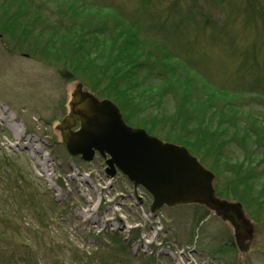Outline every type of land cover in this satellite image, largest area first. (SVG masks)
Returning a JSON list of instances; mask_svg holds the SVG:
<instances>
[{
    "label": "rangeland",
    "instance_id": "rangeland-1",
    "mask_svg": "<svg viewBox=\"0 0 264 264\" xmlns=\"http://www.w3.org/2000/svg\"><path fill=\"white\" fill-rule=\"evenodd\" d=\"M94 1L101 23L108 15L130 22L146 49L164 47L192 70L197 88L204 82L247 116H264V0H0V17L17 9L24 16L27 8V18L38 17L36 35L60 20L69 26L73 6ZM0 34V196L14 195L23 174L41 187L45 204L53 202L35 218L19 197H2L0 212L9 218L0 219V264H26L31 253L34 264H264V232L244 210L249 227L237 235L230 221L199 205L151 212V196L121 174L107 178L99 155L71 157L58 126L80 81L63 79L61 66L36 52L41 45L20 50ZM11 119L20 135L9 129ZM170 130L159 138L173 143Z\"/></svg>",
    "mask_w": 264,
    "mask_h": 264
},
{
    "label": "trees",
    "instance_id": "trees-1",
    "mask_svg": "<svg viewBox=\"0 0 264 264\" xmlns=\"http://www.w3.org/2000/svg\"><path fill=\"white\" fill-rule=\"evenodd\" d=\"M73 10L68 13L69 26L60 20L36 35L38 17L27 18V8L24 16L17 9L5 21L2 12L0 29L17 40L20 50L36 51L41 45L36 52L58 63L63 79L78 80L96 98L112 101L129 127L143 128L158 138H164L169 127L173 143L185 147L213 173L215 197L239 203L264 232V116H247L227 93L204 82L197 88L192 70L164 47L146 49L148 45L124 18L108 15L101 23L97 2L80 3ZM244 116L253 123L250 129L239 119ZM14 172L11 167L8 176ZM20 176L16 193L1 195L0 200L19 197L27 214L36 218L43 206L53 202L45 204L41 187L27 185ZM8 218L0 212V219ZM119 250L125 253L123 246ZM18 251L25 253L22 248ZM22 261L34 264L32 253Z\"/></svg>",
    "mask_w": 264,
    "mask_h": 264
},
{
    "label": "water",
    "instance_id": "water-1",
    "mask_svg": "<svg viewBox=\"0 0 264 264\" xmlns=\"http://www.w3.org/2000/svg\"><path fill=\"white\" fill-rule=\"evenodd\" d=\"M69 105L70 116L58 127L68 153L85 162L98 153L107 178L120 172L134 189L143 188L152 197V212L163 206L200 203L229 219L236 230L249 227L239 205L213 197L212 174L184 147L163 143L143 129L128 128L112 102L83 96L80 86ZM76 122L79 129L73 131Z\"/></svg>",
    "mask_w": 264,
    "mask_h": 264
},
{
    "label": "bare ground",
    "instance_id": "bare-ground-1",
    "mask_svg": "<svg viewBox=\"0 0 264 264\" xmlns=\"http://www.w3.org/2000/svg\"><path fill=\"white\" fill-rule=\"evenodd\" d=\"M6 110V108L5 107H0V115H2L3 114V112ZM11 114V116H15L14 114H12V113H10ZM4 120L6 119V118H3ZM9 123H8V126H9V129L11 130V132H13V133H17L18 135H20V133H19V131H18V127L15 125V124H13L12 123V119L11 120H9L8 121ZM186 261H189V260H187L186 259ZM188 264H189V262H188Z\"/></svg>",
    "mask_w": 264,
    "mask_h": 264
}]
</instances>
